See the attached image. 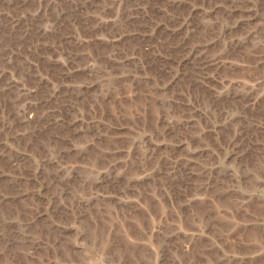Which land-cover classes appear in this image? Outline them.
<instances>
[{
	"label": "rangeland",
	"instance_id": "374dc122",
	"mask_svg": "<svg viewBox=\"0 0 264 264\" xmlns=\"http://www.w3.org/2000/svg\"><path fill=\"white\" fill-rule=\"evenodd\" d=\"M0 264H264V0H0Z\"/></svg>",
	"mask_w": 264,
	"mask_h": 264
}]
</instances>
